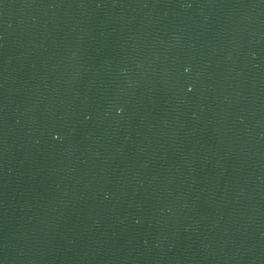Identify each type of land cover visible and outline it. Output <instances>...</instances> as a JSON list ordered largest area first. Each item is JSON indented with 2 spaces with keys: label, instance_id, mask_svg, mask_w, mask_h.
Returning <instances> with one entry per match:
<instances>
[{
  "label": "water",
  "instance_id": "95a60500",
  "mask_svg": "<svg viewBox=\"0 0 264 264\" xmlns=\"http://www.w3.org/2000/svg\"><path fill=\"white\" fill-rule=\"evenodd\" d=\"M0 264H264V0H0Z\"/></svg>",
  "mask_w": 264,
  "mask_h": 264
}]
</instances>
